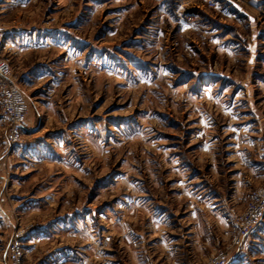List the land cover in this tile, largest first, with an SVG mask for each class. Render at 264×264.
Segmentation results:
<instances>
[{"label":"rangeland","instance_id":"obj_1","mask_svg":"<svg viewBox=\"0 0 264 264\" xmlns=\"http://www.w3.org/2000/svg\"><path fill=\"white\" fill-rule=\"evenodd\" d=\"M214 1L0 0V60L36 126L13 145L0 114V264H159L160 235L185 246L197 221L221 236L206 204L226 218L264 180L238 144L264 117V0ZM14 26L39 30L21 49ZM38 63L48 77L26 81ZM254 235L228 264H264V220Z\"/></svg>","mask_w":264,"mask_h":264},{"label":"crops","instance_id":"obj_2","mask_svg":"<svg viewBox=\"0 0 264 264\" xmlns=\"http://www.w3.org/2000/svg\"><path fill=\"white\" fill-rule=\"evenodd\" d=\"M224 11L225 12L222 13L227 14L228 10L225 9ZM57 29L60 30V34H64V31H66V29L64 28H57ZM4 30L5 31H3L2 33L3 35H6L7 44H12L15 47L18 46L22 49L24 43V41L22 40L24 39V37H26V34L29 35V36L27 35L28 38H36L37 31L39 29L35 27L31 29V28H27L26 26H14L10 28H5ZM66 32L69 33V31ZM46 33H48V31H46ZM15 36H20L21 39L19 43L13 41L14 40L13 37ZM45 38L49 39L47 38V36ZM52 40L56 42V46H62V44H64L62 41L57 42L58 38H53ZM29 44L31 45L34 43L29 42ZM30 49H32V45L28 46L26 50H30ZM259 62L261 64V67L264 68V59H261ZM41 67H42L41 63H38V65L36 66L34 65L31 68L27 69L23 75V78H25V80L28 82H34V81L36 82L45 77H48L46 76L45 73L40 71ZM51 77L54 78V76ZM255 85L258 86L259 89L264 90V76H259L255 81ZM31 107L33 114L39 112V109H37L35 103H33ZM255 108L253 110V122L251 124V127L248 129L249 134L244 135L243 140L241 142H238V144L241 146V148L244 151L240 154V158L242 163L247 165L249 169L250 179L252 181L259 182L264 178V117L261 111ZM257 114L259 115L258 117ZM30 117H31L30 115L27 116L25 120V124H26L25 127L28 132L32 133V131L36 128V126L31 125L32 123L29 122ZM233 175L242 176V173L235 172L233 173ZM244 186H245V181H243V179L237 182L235 181L234 183L235 190L233 197L238 199V201L240 202L244 201L246 195L244 191ZM206 206L210 211L209 213L212 216H215L214 219L216 220L217 226H219V228H222L223 231L221 233V236L218 235L214 236V232L213 230L210 229V226L208 224H206V226L204 225L201 226L197 221L191 224L190 228L187 231L189 233H188V239L185 240V246H176V244L173 243L172 240H170L171 239L170 237L160 235L156 240V242H154L155 244L154 249L158 248V252H160V256H158L157 259V261L161 260L159 264H186L182 262V260H178L176 258V254L179 253L178 251L179 249H181L183 256H191V257L193 256L199 259L200 261L205 260L210 255V253L214 251L213 249H216V246L220 242L223 243V241H225V239L229 237L230 223L228 221V218L227 217L225 218L218 209L219 208L218 204L215 201H212L210 202V204L207 203ZM155 221L160 224L158 220ZM259 238L260 237L258 235L252 236L251 233V235H249L246 238L243 246L247 245L248 242H252L251 243L252 245L257 246L261 242V239ZM132 257H133L132 264H157V263H152V260L147 263L142 261V259L139 257V253L137 252Z\"/></svg>","mask_w":264,"mask_h":264},{"label":"built area","instance_id":"obj_3","mask_svg":"<svg viewBox=\"0 0 264 264\" xmlns=\"http://www.w3.org/2000/svg\"><path fill=\"white\" fill-rule=\"evenodd\" d=\"M216 6L214 0H209ZM11 66L7 60H0V114L9 126V141L14 145L21 143L25 135V119L29 111V104L24 93L11 79ZM228 221L231 227V242L224 249L213 253L202 264H228L229 252L239 249L246 238L260 227L264 220V180L252 192L243 208H230ZM12 250L15 259L20 258L22 244L15 242ZM189 264H199L191 260Z\"/></svg>","mask_w":264,"mask_h":264}]
</instances>
